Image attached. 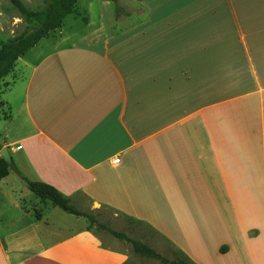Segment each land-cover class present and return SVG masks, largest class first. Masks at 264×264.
<instances>
[{
  "label": "crops",
  "instance_id": "crops-1",
  "mask_svg": "<svg viewBox=\"0 0 264 264\" xmlns=\"http://www.w3.org/2000/svg\"><path fill=\"white\" fill-rule=\"evenodd\" d=\"M122 1L93 22L76 4L0 83V264L127 261L27 181L193 264H264V0Z\"/></svg>",
  "mask_w": 264,
  "mask_h": 264
},
{
  "label": "rangeland",
  "instance_id": "rangeland-1",
  "mask_svg": "<svg viewBox=\"0 0 264 264\" xmlns=\"http://www.w3.org/2000/svg\"><path fill=\"white\" fill-rule=\"evenodd\" d=\"M28 10L30 11H40L48 6V0H19ZM111 4L113 13L115 8H118L122 0H107ZM100 5V0H78L77 8L83 10L87 18L92 22L99 19L98 7ZM130 13L134 14L135 17H139L138 8L136 6H129ZM127 9H122L121 16L124 13L127 14ZM64 33H68V17L63 21ZM62 24V26H63ZM36 23L27 22L24 18L17 12V10L12 6L10 0H0V44L5 43L9 40L18 38L20 36L26 35L30 31L34 30ZM62 28V27H61ZM67 28V29H66ZM60 30V29H59ZM58 32L53 31L50 35H54ZM39 46H44L45 50H50L53 44L48 42L47 39H42ZM27 56V55H26ZM7 78V77H5ZM7 80V79H6ZM7 85L12 86L11 83ZM8 87V86H7ZM5 97L0 95V101ZM4 108V107H3ZM96 210V211H95ZM90 210L89 206H84L81 212L93 216L97 223L105 226L106 230H98L96 227L91 229L92 233L100 240L102 245L107 248L119 249L126 253L127 261L125 264H164L158 259L142 258L136 255L130 245L124 240L117 239L113 237L110 232L122 233L128 238L139 241L148 248L154 250L159 256L169 261H181L185 264H191L187 262L182 254H180L175 248L165 242L161 237L156 235L152 230L142 223L133 221L123 215L117 214L112 210L106 208H99Z\"/></svg>",
  "mask_w": 264,
  "mask_h": 264
},
{
  "label": "trees",
  "instance_id": "trees-1",
  "mask_svg": "<svg viewBox=\"0 0 264 264\" xmlns=\"http://www.w3.org/2000/svg\"><path fill=\"white\" fill-rule=\"evenodd\" d=\"M10 2L25 21L36 23V27L26 35L0 44V83L5 77L13 72L18 58L34 48L51 32L61 29L66 17L70 15L80 16L76 10L78 0H48L47 8L40 11L28 10L19 0H10ZM120 11H122V9L119 7L115 8L114 17L116 19L120 17L123 12ZM123 16H127V14L124 13ZM3 107L4 103L0 101V114L4 110ZM9 169H15L14 165L12 163L7 164L0 158V180L7 176ZM26 183L30 192L42 202H47L68 215L85 219L88 223V230H91L93 227H96L98 230H106L105 226L98 224L93 216L75 209L70 204V200L60 194L53 187L40 182L27 181ZM108 232H110L113 237L127 242L133 252L142 258L158 259L164 264H185L181 261L174 260L168 262L166 259L159 256L154 250L143 245L141 242L132 240L122 233ZM178 252L182 254L180 251ZM184 258L187 262L193 264L186 256H184Z\"/></svg>",
  "mask_w": 264,
  "mask_h": 264
},
{
  "label": "water",
  "instance_id": "water-1",
  "mask_svg": "<svg viewBox=\"0 0 264 264\" xmlns=\"http://www.w3.org/2000/svg\"><path fill=\"white\" fill-rule=\"evenodd\" d=\"M0 158L6 162L7 164H10V156H9V153H8V150L7 148H2L0 150Z\"/></svg>",
  "mask_w": 264,
  "mask_h": 264
},
{
  "label": "built area",
  "instance_id": "built-area-1",
  "mask_svg": "<svg viewBox=\"0 0 264 264\" xmlns=\"http://www.w3.org/2000/svg\"><path fill=\"white\" fill-rule=\"evenodd\" d=\"M118 162H119L118 159H116V160L113 161L114 164H116V163H118Z\"/></svg>",
  "mask_w": 264,
  "mask_h": 264
}]
</instances>
